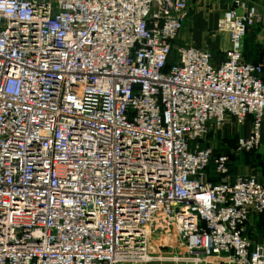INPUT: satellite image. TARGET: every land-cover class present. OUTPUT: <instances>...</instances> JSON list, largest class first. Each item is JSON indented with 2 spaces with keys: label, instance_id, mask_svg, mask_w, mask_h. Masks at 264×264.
Masks as SVG:
<instances>
[{
  "label": "built area",
  "instance_id": "built-area-1",
  "mask_svg": "<svg viewBox=\"0 0 264 264\" xmlns=\"http://www.w3.org/2000/svg\"><path fill=\"white\" fill-rule=\"evenodd\" d=\"M189 0H0V264H264V174L207 137L264 140V65L179 43ZM192 145V149L190 148ZM223 176L209 179L208 169Z\"/></svg>",
  "mask_w": 264,
  "mask_h": 264
},
{
  "label": "crops",
  "instance_id": "crops-1",
  "mask_svg": "<svg viewBox=\"0 0 264 264\" xmlns=\"http://www.w3.org/2000/svg\"><path fill=\"white\" fill-rule=\"evenodd\" d=\"M233 1L234 0H230L227 2L228 5L223 9L222 13L233 3ZM244 1H246L248 4L256 6L257 11L259 13V20L255 24L256 26L253 25L248 28L246 37L244 39V57L247 61L261 62L254 60L253 57H261V56L264 57V0H244ZM189 6H190V15H191V0H189ZM219 13L220 11L215 10L212 11L211 13L206 11H204L203 13L198 12L197 15H193L191 18L189 15L178 37L179 43L189 44L201 50L210 51L212 52V54L214 50H217L218 52L222 51L223 56L221 60L220 59L216 60L213 54V61L217 65L222 63V61L225 58V52L230 46L229 34L227 32H219L217 30V22L220 16L222 15V13L220 15ZM189 19L190 22L194 24L195 28L199 27L196 30H194V32L191 35L186 34L183 31ZM203 26H205V29L202 32H200L202 30L200 28ZM213 30L215 31V35L219 34L220 40L217 42L215 41L214 44L206 45L205 43H203V41L206 40V36L208 35L207 31L212 32ZM202 36H204V39H202ZM247 41H250V43L252 44L250 56H248L247 54V50H249L247 47ZM243 128L244 129L241 133L247 134L249 131V123L247 122V124ZM231 152H233V150ZM238 174H243V173H238ZM238 174H235L234 177H230L229 176L230 173H229L227 177L234 180V178ZM260 228H264V212L259 213L257 215H253L248 223V234L252 238L253 243L264 241V230L262 232ZM259 231H261V233L257 235L255 232H259Z\"/></svg>",
  "mask_w": 264,
  "mask_h": 264
},
{
  "label": "rangeland",
  "instance_id": "rangeland-1",
  "mask_svg": "<svg viewBox=\"0 0 264 264\" xmlns=\"http://www.w3.org/2000/svg\"><path fill=\"white\" fill-rule=\"evenodd\" d=\"M228 1L230 0H191V15L190 18L193 15H197L198 12L203 13L206 12H212L215 10L220 11L219 15L222 13L223 9L228 5ZM256 26V25H255ZM199 28V27H197ZM194 24L190 22V19L188 23L186 24L185 28L183 29L184 33L191 35L194 30H196ZM202 29L200 32H202L205 29V26L201 27ZM206 40L203 41L206 45L214 44L215 41L220 40L219 34L215 35V31H207ZM223 36V35H222ZM202 39H204V36H202ZM247 47L249 50H247L248 56H250L252 44L250 41H247ZM247 49V48H246ZM214 58L216 60L222 59L223 52L214 50L213 52ZM254 60L261 61L264 63V57H253ZM243 127L235 128L233 126H225L222 128H217L215 130H212V132L207 137V142L211 144L213 147H215L217 150H224L228 151L231 155V171H230V177H234L235 174L243 173V174H264V140L258 149L252 150L250 152H231L234 147V142L236 137L239 133L243 131ZM192 149V145L190 147ZM260 230L263 232L264 228H260ZM256 231V230H255ZM258 231V230H257ZM255 232L257 235L261 233ZM263 235V234H262Z\"/></svg>",
  "mask_w": 264,
  "mask_h": 264
},
{
  "label": "trees",
  "instance_id": "trees-1",
  "mask_svg": "<svg viewBox=\"0 0 264 264\" xmlns=\"http://www.w3.org/2000/svg\"><path fill=\"white\" fill-rule=\"evenodd\" d=\"M236 139H237V137H236ZM236 139H235V142H236ZM235 142H234V145H235ZM229 154H230V153H229ZM230 157H231V155H230ZM230 171H231V170H230ZM208 173H209V179H210V180H213V181H220V180L223 179V176L218 175L217 173H215L211 167L208 169Z\"/></svg>",
  "mask_w": 264,
  "mask_h": 264
}]
</instances>
